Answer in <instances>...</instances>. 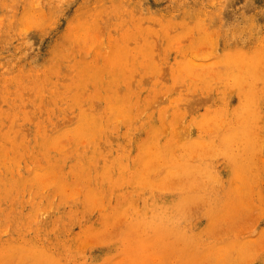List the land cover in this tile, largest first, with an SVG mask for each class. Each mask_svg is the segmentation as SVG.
Here are the masks:
<instances>
[{
    "label": "rangeland",
    "instance_id": "1",
    "mask_svg": "<svg viewBox=\"0 0 264 264\" xmlns=\"http://www.w3.org/2000/svg\"><path fill=\"white\" fill-rule=\"evenodd\" d=\"M0 35V264H264V0H0Z\"/></svg>",
    "mask_w": 264,
    "mask_h": 264
},
{
    "label": "bare ground",
    "instance_id": "2",
    "mask_svg": "<svg viewBox=\"0 0 264 264\" xmlns=\"http://www.w3.org/2000/svg\"><path fill=\"white\" fill-rule=\"evenodd\" d=\"M7 8V7H6ZM9 9V8H8ZM11 9V8H10ZM12 14V13H11ZM4 16V15H3ZM14 18V17H13ZM38 20V19H37ZM36 20V21H37ZM38 22V21H37ZM14 23V22H13ZM12 24V23H11ZM4 27V26H3ZM7 27V26H6ZM99 33V32H98ZM205 33V32H204ZM98 35V34H97ZM96 35V36H97ZM0 37H1V35H0ZM1 41V40H0ZM155 51V50H154ZM191 54V53H190ZM193 54V53H192ZM204 58V57H203ZM176 61V60H175ZM193 62V61H192ZM146 67V66H145ZM242 68V67H241ZM230 70V69H229ZM244 71V70H243ZM204 74H205V72H204ZM181 77V76H180ZM240 79H242V78H240ZM134 81V80H133ZM250 85V84H249ZM250 87V86H249ZM136 88V87H135ZM81 95V94H80ZM85 96V95H84ZM130 97V96H129ZM250 98V97H249ZM105 100V99H104ZM151 103V102H150ZM132 107H133V105H132ZM95 133V132H94ZM89 143V142H88ZM101 146V145H100ZM91 153V152H90ZM190 153V152H189ZM235 160V159H234ZM53 161V160H52ZM158 162V161H157ZM84 167V166H83ZM90 167V166H89ZM152 170V169H151ZM60 176V175H59Z\"/></svg>",
    "mask_w": 264,
    "mask_h": 264
}]
</instances>
